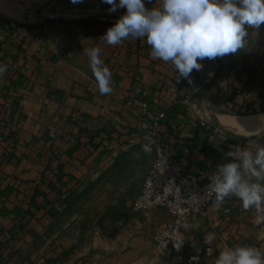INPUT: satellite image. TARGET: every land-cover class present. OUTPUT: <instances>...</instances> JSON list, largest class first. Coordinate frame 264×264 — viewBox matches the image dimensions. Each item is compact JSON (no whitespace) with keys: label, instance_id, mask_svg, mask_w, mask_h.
Instances as JSON below:
<instances>
[{"label":"crops","instance_id":"0c3cea01","mask_svg":"<svg viewBox=\"0 0 264 264\" xmlns=\"http://www.w3.org/2000/svg\"><path fill=\"white\" fill-rule=\"evenodd\" d=\"M144 3L156 6V0ZM114 24L79 32L70 24L0 18V65L8 66L0 76V264H48L38 260L37 250L57 211L100 174H110L118 160L141 157L134 150L142 148L147 135L137 126L150 115L166 113L155 140L172 144L174 153L189 146L192 172H215L217 165L231 162L225 153L234 147L254 153L264 146V127L243 132L224 124L225 117L264 116V25L248 30L245 49L205 58L198 61L202 69L192 71L206 88L217 124L197 108V91L185 79L176 80L171 64L150 56L146 39L117 46L101 41ZM94 46L102 49L112 73L110 95L99 93L88 65L84 49ZM144 104L149 114L143 113ZM163 215L152 218L160 224ZM255 216L235 197L226 198L219 209L213 199L205 216L184 222V254L153 264H215L220 250L237 245L264 252V224L256 225ZM208 238L211 244L205 243ZM130 260L124 264H135ZM138 264H148L146 256Z\"/></svg>","mask_w":264,"mask_h":264},{"label":"clouds","instance_id":"9594fccd","mask_svg":"<svg viewBox=\"0 0 264 264\" xmlns=\"http://www.w3.org/2000/svg\"><path fill=\"white\" fill-rule=\"evenodd\" d=\"M103 2L111 6L110 13L118 8H125L126 13L99 39L109 46L128 39H146L150 56L170 63L177 81L188 79L193 70H201L203 65L198 61L222 58L245 49L248 30L257 31L264 25V0H156L152 8H147L144 0ZM84 52L99 93L110 95L112 73L102 59V49L94 46ZM7 69V64L0 65V76ZM145 140L142 150L150 154L155 141L150 136ZM225 156L231 162L217 165L201 200L214 197L215 207L219 209L226 198L235 197L245 211L255 210L256 225L264 224V146L254 153L234 147ZM204 240L211 244V238ZM182 242L175 243L177 250ZM207 254H213L212 247L207 248ZM215 264H264V252L249 245L224 247Z\"/></svg>","mask_w":264,"mask_h":264},{"label":"rangeland","instance_id":"374dc122","mask_svg":"<svg viewBox=\"0 0 264 264\" xmlns=\"http://www.w3.org/2000/svg\"><path fill=\"white\" fill-rule=\"evenodd\" d=\"M0 3H14L28 13L24 20H14L0 13L2 19L18 24H70L79 32L100 23L116 22V17L124 14L119 9L110 13L111 6L103 0H82L79 3L71 0H0ZM104 14L109 18H103ZM195 96L197 108L212 123L199 96ZM223 113L236 115L228 110ZM260 133L264 134V129ZM134 151L140 152L141 157L118 160L110 174H100L73 202L57 211L55 222L39 242L37 258L40 262L109 264L111 261L124 264L128 258L138 264L145 256L148 264L163 262L154 251V233L159 222L152 217L163 213L162 220H165L166 213L159 210L145 215L135 212L130 205L153 166L155 152L148 154L142 148ZM141 251L144 256L140 255Z\"/></svg>","mask_w":264,"mask_h":264},{"label":"built area","instance_id":"2783aa9c","mask_svg":"<svg viewBox=\"0 0 264 264\" xmlns=\"http://www.w3.org/2000/svg\"><path fill=\"white\" fill-rule=\"evenodd\" d=\"M209 76H213V73H209ZM143 113L149 114L147 104L143 106ZM165 117V112L150 115L149 121L140 122L137 126L155 141L152 151L156 157L141 191L133 197L130 205L135 212L145 215L159 210L166 213L167 218L160 222L154 233V251L164 260H169L184 254L182 245L179 250L175 247V243L181 242L184 222L190 217L207 214L214 197L201 200V196L214 172H192L188 169L192 152L189 146L174 153L176 149L172 144L155 140ZM56 137V132L51 131L50 138Z\"/></svg>","mask_w":264,"mask_h":264},{"label":"bare ground","instance_id":"6f19581e","mask_svg":"<svg viewBox=\"0 0 264 264\" xmlns=\"http://www.w3.org/2000/svg\"><path fill=\"white\" fill-rule=\"evenodd\" d=\"M0 13L14 20H24L28 18V13L24 11L23 8L17 6L16 4H3L0 3ZM98 15V14H97ZM103 18L108 19L107 15H103ZM120 17H116L119 19ZM240 116V115H239ZM224 124L237 131H257L264 127V116L254 115L249 117H225ZM228 118V119H227Z\"/></svg>","mask_w":264,"mask_h":264},{"label":"water","instance_id":"95a60500","mask_svg":"<svg viewBox=\"0 0 264 264\" xmlns=\"http://www.w3.org/2000/svg\"><path fill=\"white\" fill-rule=\"evenodd\" d=\"M120 11H122L124 14L126 13V9L125 8H118ZM185 81L194 87V89L197 91L198 96L200 98L201 104L202 106L209 112L210 118L212 119L213 122L218 124V116L216 114V112L214 111V109L211 107L210 105V100L209 97L207 95V91L206 88L204 87V85L198 80L196 79L193 74H190V77L188 79H185Z\"/></svg>","mask_w":264,"mask_h":264},{"label":"trees","instance_id":"16d2710c","mask_svg":"<svg viewBox=\"0 0 264 264\" xmlns=\"http://www.w3.org/2000/svg\"><path fill=\"white\" fill-rule=\"evenodd\" d=\"M235 113H236V115H241L242 114V112L240 110H237Z\"/></svg>","mask_w":264,"mask_h":264}]
</instances>
